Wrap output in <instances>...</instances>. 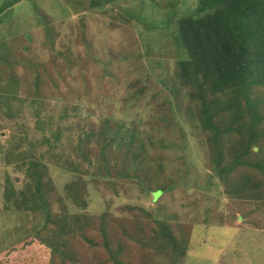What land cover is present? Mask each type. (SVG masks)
Here are the masks:
<instances>
[{
	"label": "trees",
	"instance_id": "obj_1",
	"mask_svg": "<svg viewBox=\"0 0 264 264\" xmlns=\"http://www.w3.org/2000/svg\"><path fill=\"white\" fill-rule=\"evenodd\" d=\"M21 1L0 5V24L5 22L0 34L9 27L2 19L5 11ZM114 1L80 4L89 10ZM176 23V40L186 57L175 61L174 87L171 94L163 89V100L155 110L160 115L144 120L119 116L115 106L123 110L129 101L124 99L120 106L118 100L112 102L109 112L94 121L70 103L65 109L73 108L74 119L65 111L66 125L46 128V122L38 120L42 131L37 141L39 146L47 145L46 152L37 149L24 124L18 138L4 144L0 213H8L11 222L0 232V264H182L189 250L182 225L158 217L151 208L129 203L121 205L117 214L108 199L100 213L89 210L88 190L92 186L100 190L102 184L116 189L129 180L149 195L162 191L159 200L166 196L177 180L169 175L163 150L155 153L158 146L165 150L170 145L164 144L156 129L186 138L175 122L173 105L198 130L208 149L212 175L229 201L242 217L253 216L264 232V0H196L194 11L178 15ZM7 46L8 41L0 39V111L20 115L29 101L36 106L35 115L41 116L40 107L54 95L49 85L59 90L54 75L57 63L32 60L29 72L19 75L12 65L17 60ZM87 62L81 69L87 68ZM62 70L55 73L63 77ZM83 77V85L67 93L93 100L92 84ZM138 84L137 80L130 83V95L141 104L147 87ZM13 101L18 103L16 108ZM66 132L76 134L70 147L81 159L58 151ZM156 133L158 143L153 141ZM53 168L66 170L70 179L60 186L52 176ZM125 211L133 216L121 214Z\"/></svg>",
	"mask_w": 264,
	"mask_h": 264
},
{
	"label": "rangeland",
	"instance_id": "obj_2",
	"mask_svg": "<svg viewBox=\"0 0 264 264\" xmlns=\"http://www.w3.org/2000/svg\"><path fill=\"white\" fill-rule=\"evenodd\" d=\"M9 1L0 0V5ZM80 1L87 0H22L7 9L2 18L8 21L9 29L0 34V39L8 41L6 51L12 52L17 60L12 64L13 70L22 75L29 72L32 60L45 65L54 60L57 70L64 67L60 72L64 76L59 77L54 69L59 90L57 93L52 90L53 85H49V91L54 95L40 107L41 116L35 115L36 106L29 101L25 102L20 115L15 113L11 117L0 111V205L5 171L3 146L7 140L18 138L21 124L26 126L29 138L37 143V149L46 148V152L47 145L39 146L37 141L41 140L42 131L38 120H44L46 128L66 125V113L74 119L73 108L65 109L70 103L79 105L80 112L94 121L101 113L109 112L112 102L118 100L120 106L124 99L129 100L125 111L115 106L119 116L134 117L135 120L157 117L160 114L155 110L163 100V89L171 94L174 87L175 61L186 57L184 47L176 40V19L178 15L192 13L196 0H116L89 10L83 8ZM4 23L0 24L2 28ZM87 44L91 45L90 53ZM68 59L72 60L71 65L66 64ZM85 60H88L87 68L81 69ZM84 74L93 88V100L90 98V101L85 96L79 99L67 93L68 89L83 85ZM136 80L138 85L147 87V97L141 104L130 95V83ZM105 93H108L107 97H101ZM153 94H157L154 100ZM12 104L16 108L18 103L13 101ZM173 110L175 122L186 138L183 139L181 134L177 137L179 133L175 131L170 135L156 129L158 135L165 138L164 144L170 145L165 150L158 146L155 153L158 155L157 152L163 150L169 175L177 180L166 196L159 200L162 191L149 195L129 180L124 181L126 184L118 180L122 183L116 189L106 188L104 184L100 185V190L95 186L89 188L92 199L89 210L100 213L108 199L117 214L121 205L129 203L151 208L158 217L182 225L189 237V250L182 264H264V232L256 226L253 216L242 217L241 211L229 201L218 178L212 175L208 149L198 130L174 105ZM144 127L149 130L148 125ZM155 135L153 141L158 143L157 133ZM169 135L176 142H172ZM76 138L75 133L63 134L58 151L64 156L81 159L70 147ZM47 156L45 160L54 167ZM9 170L16 172L12 168ZM52 176L60 186L70 179L63 169L53 168ZM121 214L133 216L128 211ZM10 222L8 213H0V232L8 228Z\"/></svg>",
	"mask_w": 264,
	"mask_h": 264
}]
</instances>
